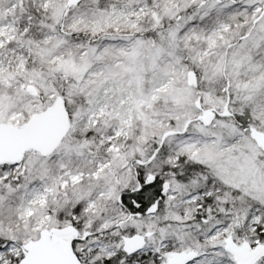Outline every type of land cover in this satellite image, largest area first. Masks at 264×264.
Returning a JSON list of instances; mask_svg holds the SVG:
<instances>
[{"label":"snow or ice","instance_id":"1","mask_svg":"<svg viewBox=\"0 0 264 264\" xmlns=\"http://www.w3.org/2000/svg\"><path fill=\"white\" fill-rule=\"evenodd\" d=\"M0 264H264V0H0Z\"/></svg>","mask_w":264,"mask_h":264}]
</instances>
